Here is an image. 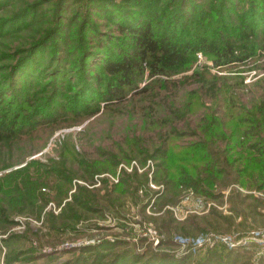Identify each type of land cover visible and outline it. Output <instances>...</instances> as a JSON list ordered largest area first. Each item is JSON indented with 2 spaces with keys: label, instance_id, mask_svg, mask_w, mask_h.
<instances>
[{
  "label": "rangeland",
  "instance_id": "rangeland-1",
  "mask_svg": "<svg viewBox=\"0 0 264 264\" xmlns=\"http://www.w3.org/2000/svg\"><path fill=\"white\" fill-rule=\"evenodd\" d=\"M149 1L154 34L176 13L167 39H205L203 50L154 77L146 64L131 79L143 93L124 88L121 102L105 101L108 60L85 63L118 60L117 48L131 56V37L100 7L136 12ZM188 2L0 0V264H264L253 248L189 251L174 241L264 221L255 209L264 171L248 142L227 135L251 119L250 141L264 147V110L244 117L264 103V25L254 20L264 24V0ZM227 46L233 55L219 60ZM185 180L205 209L229 186L222 210L232 215L191 213ZM148 231L162 239L153 244Z\"/></svg>",
  "mask_w": 264,
  "mask_h": 264
},
{
  "label": "trees",
  "instance_id": "trees-1",
  "mask_svg": "<svg viewBox=\"0 0 264 264\" xmlns=\"http://www.w3.org/2000/svg\"><path fill=\"white\" fill-rule=\"evenodd\" d=\"M182 2H185L188 4V0H181ZM149 3L144 7L143 10L140 11H134L133 8L134 6H130L127 4L122 3L123 9L121 8H111L107 10L106 7H100L104 14L110 19L117 27L118 30L121 32H126L128 35L131 37V42L128 44V49L130 52L129 57H127L124 53V51L120 50V54L116 57L118 60H114V57H100V56H95L92 55L89 58V61H87L88 64L91 61V58H93V63H96L98 61H101L102 58L106 59L107 63L104 65L103 70L105 73L108 75L106 77L109 81L107 82L112 83L110 84V87L113 86L114 88L109 90V92H106L103 95V99L105 101H122L121 95H123L122 89H128L131 90L134 94L138 93H143V90L140 92L133 87L131 79L133 76L138 71H141L142 67L148 64L150 68V76H158L163 73L164 68L172 67L176 64L182 63L184 58L183 55L186 53V50L192 55L196 52H200L203 49L199 48L202 45H205L206 40H200L197 38L198 42H194L193 44L190 43V39H178L177 42H172L171 40L169 41L167 37L171 35V37H174V33L176 27L178 28V25H180V16H178L176 13L173 14V16H169L164 20V18L160 21L161 23V28L158 29V35L154 34V30H152L151 25L149 24V18L156 14V11L150 10L149 11ZM190 4V3H189ZM133 7V8H132ZM129 9L132 12V15L127 13L125 10ZM181 15H188V17H191L194 15V12L184 10L183 12L180 11V8L177 9ZM150 13V15L148 14ZM256 13V18L254 20H257L259 23V26L264 25L261 23V15L262 14H257ZM262 13V12H261ZM248 16V15H247ZM251 18V17H250ZM250 21V20H249ZM253 21V20H252ZM257 23V22H256ZM255 23L251 22L248 25L253 27ZM258 25V24H257ZM259 29H263L262 27ZM122 41V40H121ZM118 43V42H117ZM104 44V49L106 48L111 50V45L115 44V41L110 42L106 41L105 43H102L101 45ZM120 47H122L123 44L118 43ZM126 45V43L124 44ZM122 49V48H121ZM221 55V56H220ZM218 55L219 60H224L227 58H230L233 55V52L231 51V48L229 46L224 47L223 51L221 50V54ZM88 58V57H87ZM92 63V64H93ZM216 64V62L214 61ZM91 65V63H90ZM34 68V66H33ZM35 69H31L29 74L34 73ZM58 73L64 74V70L58 69ZM58 74L60 77L61 75ZM105 78V79H106ZM112 78V79H111ZM114 79V80H113ZM88 88H90L88 86ZM90 93L93 92V90L87 89ZM84 97H87V94H84ZM90 103L89 101H86ZM254 112H246L244 113V117H250V116H261L263 114L264 110V103L260 105L257 108L253 107ZM251 119H246L245 122H243L244 126L240 130L232 129L229 130L230 132L227 134L229 136V140H235L237 141V137L240 138V141H246L249 144L246 146V151L252 153L251 155L253 156L252 161L254 163H258V167L264 171V147L258 143L256 140H251L254 136V128L253 124L250 121ZM226 139L225 141H228ZM239 142V141H238ZM229 148L225 149L226 151ZM253 162H251L253 164ZM245 177V176H244ZM242 178V177H241ZM183 187L186 189H190L191 191H195L196 189L194 186L191 184L188 180H185L183 183ZM187 186V187H186ZM196 195V194H195ZM198 196V195H197ZM218 247H216L217 249ZM221 248V247H220Z\"/></svg>",
  "mask_w": 264,
  "mask_h": 264
},
{
  "label": "built area",
  "instance_id": "built-area-1",
  "mask_svg": "<svg viewBox=\"0 0 264 264\" xmlns=\"http://www.w3.org/2000/svg\"><path fill=\"white\" fill-rule=\"evenodd\" d=\"M186 194L182 198V202H187L188 199H194L195 210L191 213H201V210L205 211V204H201L198 197L194 196L190 189H186ZM150 239L153 240V244H156L158 240L162 239V236L154 231L147 232ZM174 241L178 242L180 246L189 251L204 248H216L223 247L226 249H238V248H253L256 255L264 256V223L257 227L251 228L239 233H212L208 232L197 237H175Z\"/></svg>",
  "mask_w": 264,
  "mask_h": 264
},
{
  "label": "crops",
  "instance_id": "crops-1",
  "mask_svg": "<svg viewBox=\"0 0 264 264\" xmlns=\"http://www.w3.org/2000/svg\"><path fill=\"white\" fill-rule=\"evenodd\" d=\"M228 191H229V186L228 187H226L225 189L223 188L222 190H220L217 194H218V198L221 200V202H219V199H218V202L220 203V204H217V201L215 202V201H213V200H207L208 202H207V205H209L208 206V208L207 209H205V211L203 212V213H201V214H204V216L206 217V216H208L209 218H215V219H218V218H220V216L221 217H227V216H229L230 215V213L229 212H227V210L225 211V210H222V208L223 207H225V209H226V207H227V205H226V203H225V200H226V196H227V194H228ZM239 191H241L242 193H247V191L245 192L242 188L241 189H239ZM258 196H260V194H257V197ZM246 196H244V195H240V201L241 202H243V199L245 198ZM241 208L244 210V205H243V203L241 204ZM256 211H257V213L258 212H260L261 214H263L264 215V206H263V204L261 205V206H257L256 208ZM251 211H253V209L251 208ZM247 212V211H246ZM249 213H250V211H249ZM195 214V213H194ZM199 214V213H198ZM233 214H236V213H233ZM195 215H197V214H195ZM227 215V216H226ZM232 215V214H231ZM230 215V216H231ZM235 216H238V218L240 219L241 217H243V215H241V217H240V214H237V215H235ZM264 223V221L260 224V226L262 225ZM249 229H251V228H249ZM246 230H248V228H244L243 229V231H246Z\"/></svg>",
  "mask_w": 264,
  "mask_h": 264
}]
</instances>
